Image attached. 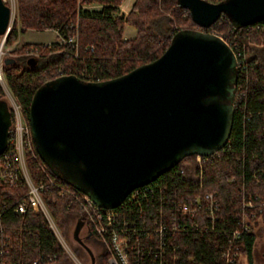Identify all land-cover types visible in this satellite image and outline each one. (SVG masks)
I'll list each match as a JSON object with an SVG mask.
<instances>
[{
  "label": "trees",
  "instance_id": "obj_1",
  "mask_svg": "<svg viewBox=\"0 0 264 264\" xmlns=\"http://www.w3.org/2000/svg\"><path fill=\"white\" fill-rule=\"evenodd\" d=\"M122 1L16 0V13L5 45H12L28 30H53L56 33V40L49 44L20 45L13 51L16 57H6L3 62L6 85L22 108L28 125L32 96L44 83L69 74L94 82L119 77L158 58L177 31L199 29L178 0H134L130 11L119 15ZM205 1L219 3L223 0ZM156 21H160V31L149 26ZM125 25L136 29L133 38H122ZM207 31L220 36L235 53L238 51L245 57V68L238 74L230 137L217 152L218 156L202 169L192 155L159 176L151 184L147 200H140L142 215L133 204L132 214H126L138 228L144 220L152 223L157 218L155 212L164 197L167 207H172L173 201L188 204L198 194L199 184L202 185L201 192L217 193L221 216L228 230L236 225L234 216L241 209V189L246 199L258 197L264 200V65L257 55L251 54L254 47L264 45V20L234 29L230 19L222 15ZM59 38L64 42H59ZM70 38L72 42L68 41ZM31 51L36 55H26ZM0 100H5L1 86ZM31 145V152H24L27 172L35 185L43 186L40 197L61 236L67 238L70 223L81 217L73 200L60 196L56 185L72 186L40 159L32 139ZM26 195L27 189L22 187L20 180L10 186L0 179V236L3 237L0 239L6 242L7 264H68L67 253L43 214L30 207L24 213L16 211ZM167 207L164 204L163 208ZM261 222L264 223V214ZM256 226L255 221L251 232L243 236L240 244L239 253L246 257L247 264H254ZM91 236L94 235L88 232L87 238ZM224 236L223 230L216 237L202 231H182L173 237L180 247L179 260L170 261V264H212ZM106 259L107 251L103 246L98 264H106Z\"/></svg>",
  "mask_w": 264,
  "mask_h": 264
},
{
  "label": "water",
  "instance_id": "obj_2",
  "mask_svg": "<svg viewBox=\"0 0 264 264\" xmlns=\"http://www.w3.org/2000/svg\"><path fill=\"white\" fill-rule=\"evenodd\" d=\"M178 4L199 29L177 31L154 61L106 81L62 75L32 96L27 118L38 156L99 207L116 208L185 157L212 155L230 137L237 58L207 29L222 15L234 29L263 21L264 0ZM9 26L10 8L0 0V36ZM11 124L0 100V155ZM82 225L79 219L76 240Z\"/></svg>",
  "mask_w": 264,
  "mask_h": 264
},
{
  "label": "built area",
  "instance_id": "obj_3",
  "mask_svg": "<svg viewBox=\"0 0 264 264\" xmlns=\"http://www.w3.org/2000/svg\"><path fill=\"white\" fill-rule=\"evenodd\" d=\"M3 1L10 8L8 32L16 13V0ZM6 38L5 35L0 36V86L3 91L6 82L3 73L2 48ZM58 41L64 42L63 38H59ZM68 41L72 42V38ZM233 52L237 58L238 81L239 71L245 68L243 66L245 57L238 51L235 53L233 50ZM26 55L33 56L36 55V52H27ZM236 85L234 104L236 103ZM8 108L12 124L9 129L7 149L0 157V179L10 186L16 185L20 180L22 187L27 189V195L25 200L18 204L16 211L24 213L27 207H30L34 212L40 211L55 237H61L40 197L43 186L35 185L26 169L24 152H31L32 150L30 127L25 121L20 105L15 101H9ZM217 152L209 156L195 155V161L199 168L202 169L206 163L218 156ZM153 182L134 189L116 208L99 207L88 196L73 187L58 186L53 182L51 184L58 187L60 196H68L73 200L81 220L86 224L87 233L93 234L106 249V264H170V261L175 263L179 260L178 251L180 247L173 237L185 230L211 233L214 237L223 230L225 236L217 246L218 253L213 258L212 264L239 263L241 240L245 234L251 232L255 221L261 222V216L264 214V200H260L258 197L246 199L244 190L241 189V209L238 215L234 216L236 225L230 226L228 230L227 224L221 216L217 193L214 191L201 192L202 185L199 184V187L196 188L198 194L188 204L173 201L172 207H167V199L164 197L160 207L156 209L157 218L152 223L144 220L142 227L138 228L136 222L128 219L126 214H132L133 205H137L139 215H142L143 209L140 200L141 198L147 200ZM164 204L167 208H163ZM0 238L3 237L0 236ZM7 253L6 242L0 239V264H7L5 260Z\"/></svg>",
  "mask_w": 264,
  "mask_h": 264
},
{
  "label": "rangeland",
  "instance_id": "obj_4",
  "mask_svg": "<svg viewBox=\"0 0 264 264\" xmlns=\"http://www.w3.org/2000/svg\"><path fill=\"white\" fill-rule=\"evenodd\" d=\"M131 2L133 4L134 0H124L123 5H124V11H129L128 9L130 8ZM128 4V5H127ZM8 6V5H7ZM128 13V12H127ZM127 13H121V10L119 9V15H126ZM164 21V20H163ZM130 26V25H128ZM149 26L154 30V31H160V21H156L154 25L152 26V23L149 24ZM133 27V26H131ZM134 28V27H133ZM131 29V28H130ZM193 29H198L197 27ZM135 34H136V29ZM129 29H126V35H128ZM129 37V36H128ZM128 37H125L122 35L123 39H126ZM56 40V33L53 30H44L41 32L38 31H33V30H28L24 34L19 35L18 39L16 42H14L12 45L7 46L4 45L2 48L3 52V62L6 57H11L15 58L16 54L13 53V51L17 48L20 47V45L24 43H38V44H49L53 41ZM1 42V41H0ZM5 44V43H4ZM260 48L259 53H260V59L264 65V53L262 51L264 50V45H259L256 46ZM255 48V47H254ZM264 52V51H263ZM252 54V52H251ZM4 98L9 106V101H14L11 92L9 91L7 85L4 88ZM196 160V158H195ZM1 165V164H0ZM77 224V220L73 219L72 222L70 223V228L68 232L67 238L61 237H56L64 251L67 253L69 257V263L68 264H98V256L102 250L103 244L99 243L94 236H91L90 238H87V229H86V224H84L79 230V233L77 235L78 240L74 238V230ZM254 232L256 234V243L254 244V249H253V261L254 264H264V224L262 222H258L257 226L254 229ZM57 236V235H56ZM86 247L89 249L91 255L94 257L93 261L91 260V256L89 252L86 250ZM239 263L240 264H247V259L245 256H242L239 258Z\"/></svg>",
  "mask_w": 264,
  "mask_h": 264
},
{
  "label": "crops",
  "instance_id": "obj_5",
  "mask_svg": "<svg viewBox=\"0 0 264 264\" xmlns=\"http://www.w3.org/2000/svg\"><path fill=\"white\" fill-rule=\"evenodd\" d=\"M124 1V0H123ZM123 1H122V3L120 4V6H119V9L121 10V13H127V12H129L130 11V9H131V6H132V3L131 2H129L128 4H130V8L128 9L129 11H124V5H123ZM131 1H133V0H131ZM127 4V5H128ZM129 29V31H128V35H126V29ZM131 28V29H130ZM122 35L123 36H125V37H128V38H126V39H131V38H133L134 36H135V30H134V28L133 27H131V26H128V25H125V27H124V29H123V33H122ZM260 48H258V47H255L253 50H252V53L254 54V56H258L259 58H260V53H259V50ZM264 51V50H263ZM262 51V53H264ZM261 60V59H260ZM264 224V223H263ZM255 233V232H254ZM256 239L257 238H255V243H256Z\"/></svg>",
  "mask_w": 264,
  "mask_h": 264
}]
</instances>
